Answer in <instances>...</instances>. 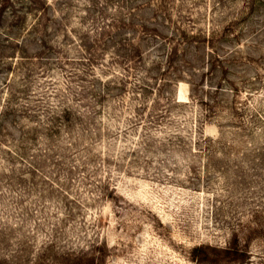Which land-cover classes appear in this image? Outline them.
<instances>
[{
    "label": "rangeland",
    "instance_id": "obj_1",
    "mask_svg": "<svg viewBox=\"0 0 264 264\" xmlns=\"http://www.w3.org/2000/svg\"><path fill=\"white\" fill-rule=\"evenodd\" d=\"M0 264H264V0H0Z\"/></svg>",
    "mask_w": 264,
    "mask_h": 264
},
{
    "label": "trees",
    "instance_id": "obj_2",
    "mask_svg": "<svg viewBox=\"0 0 264 264\" xmlns=\"http://www.w3.org/2000/svg\"><path fill=\"white\" fill-rule=\"evenodd\" d=\"M204 256H206L205 254H203Z\"/></svg>",
    "mask_w": 264,
    "mask_h": 264
}]
</instances>
